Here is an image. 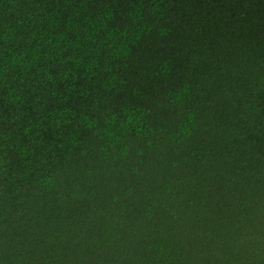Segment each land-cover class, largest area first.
Returning <instances> with one entry per match:
<instances>
[{"label": "trees", "instance_id": "obj_1", "mask_svg": "<svg viewBox=\"0 0 264 264\" xmlns=\"http://www.w3.org/2000/svg\"><path fill=\"white\" fill-rule=\"evenodd\" d=\"M0 264H264V0H0Z\"/></svg>", "mask_w": 264, "mask_h": 264}]
</instances>
